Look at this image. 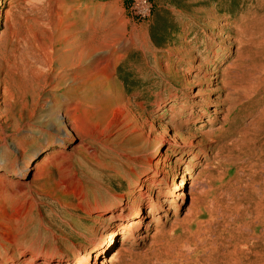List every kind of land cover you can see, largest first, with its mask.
Returning <instances> with one entry per match:
<instances>
[{"label": "rangeland", "instance_id": "1", "mask_svg": "<svg viewBox=\"0 0 264 264\" xmlns=\"http://www.w3.org/2000/svg\"><path fill=\"white\" fill-rule=\"evenodd\" d=\"M110 1L0 0V264H75L123 219L117 201L130 211L143 200L138 180L139 192L164 200L151 215L159 221L144 231L149 216L115 235L102 260L206 264L211 242L208 252H227L235 227L206 210L217 198L213 215L228 211L224 192L238 173L231 165L237 154L217 151L215 140L236 117L246 125L264 110V0H151L145 21L131 15L132 0ZM21 52L43 81L31 96L18 89L5 115L3 82L18 77ZM78 53L83 58L67 68L64 103L44 61L62 66ZM231 85L243 98L225 126ZM201 106L219 119L206 113L196 122ZM183 168L197 201L187 220L191 180L177 188ZM139 232L145 237L137 239ZM258 249L264 255V245Z\"/></svg>", "mask_w": 264, "mask_h": 264}, {"label": "bare ground", "instance_id": "2", "mask_svg": "<svg viewBox=\"0 0 264 264\" xmlns=\"http://www.w3.org/2000/svg\"><path fill=\"white\" fill-rule=\"evenodd\" d=\"M223 26L224 25H220V27ZM261 40H263L264 45V30L261 35ZM238 41L240 43V38H238ZM234 52L239 58L240 50L236 49ZM82 54L83 53H78L76 55H72L71 57H67L65 61L62 62V66L61 63H59L60 72L56 71L55 66L58 64L57 61L52 59L50 56H47V58L46 55L44 56L46 58L44 62H46V64L48 63L49 66V75L54 73L56 74L53 76L54 79L50 80L55 86L52 91L55 90L56 92H61V90H65V92L62 93L64 103L67 102L65 97H67L69 92H71V87L65 85L68 80L67 68H73L75 64L77 65L83 58ZM30 59L33 60V58L30 57L27 52H21L19 55L20 62L16 68V70L19 72L18 77L11 78L10 75H7V79L3 82L5 86V103L7 104L4 110L5 115L9 114L10 100L13 96H15V93L18 89L31 96L34 87L43 81V79L36 75L33 68V62ZM36 59L40 60L38 57ZM208 74L213 76L216 75L217 72L215 70H211ZM216 77L217 76L212 77V79L215 80ZM55 79L56 81H54ZM230 90L231 96H233L231 98L232 102L226 110L227 115L220 119V121L224 122L225 126L228 123V117L239 110L241 98H243V96L239 94V90L236 86L231 85ZM56 102L57 99L54 97L53 103ZM241 111L242 112L239 113L240 115H242L243 109ZM65 112H69L68 108H65L64 113ZM206 113L211 115L214 114L212 116L213 118H217V115L220 114L219 111L215 110L209 112L204 106H201L199 109L194 111V115H196L195 121L200 122L203 118L202 116H205ZM64 118H66V115L64 117L57 116L58 120H63ZM238 119L239 118L236 117L234 120V122H236L235 126L231 125L226 129H222L218 135L216 134L215 140V149L217 151L226 150L228 153L235 152L237 154L231 157V159H233L231 165L238 167V173L233 177V183L227 184L226 190L224 192L226 194L229 193L231 196L229 209L225 214L221 213L219 215H213L215 213L213 208L217 201V198H214L212 201L215 204H208L206 210L207 214L211 217V220L216 219V216H219L221 219H229V223L235 228L233 229L232 234L229 236L230 241L225 254H215L214 251L208 252V249L211 248V245H214L213 242H211L210 246L206 248V256L204 257L206 264H260V261L262 260L261 256H264L259 252L258 249V244L264 245V127L260 126L264 124V110L261 112L258 122L252 118L245 125L243 119H241L239 122ZM209 131L213 133L219 132V130ZM209 131L206 133V135L209 134ZM191 145L192 144L188 142L187 145L182 146V150L187 147H191ZM209 158L213 160V157ZM28 170L29 167L24 166L22 171H20L19 174L17 173V175H24ZM244 174L246 178H244ZM185 177H187V179H185ZM180 180V183L177 185V188L179 189H181L185 180H191V174H189L184 168L181 170ZM135 183L134 190H138L136 191V194H140L143 200L150 196L149 199L152 200L151 202L153 205L148 209L147 213H144L142 209L145 207V203L142 202L145 201L143 200L140 201L136 207H132L130 211L122 199L117 201L115 203V208H118L119 211L123 210L125 212L123 219L119 224L115 225L114 229L109 231L108 235H103V237H101V239L95 243L93 252L84 253V256L77 258L78 260L75 262V264H111L110 261L106 262L104 259L102 260L101 256L107 250L109 247L108 245L111 243V239L114 238L115 235L122 236L124 235V231H128L130 227L137 228L141 226L145 219H148L149 216V221L144 225V231L149 227V223L159 221L160 217L154 218L151 215L155 213V208H158V206H163L164 200L160 201L161 195L158 193L153 195V193L147 189V196V194L139 192L142 188V184L144 183L143 180H138ZM192 185L193 184L191 180L189 191L185 193V195L190 198V204L185 214V220H187L192 215V211L195 209L197 203L196 199L192 198ZM149 193L151 195H149ZM182 195L183 192L177 193L176 198L182 197ZM149 199L146 200V203L150 201ZM172 202L173 200H171L169 203ZM165 210V212H169L170 208H165ZM171 212L174 213V211ZM167 214L168 213H164L161 217L166 220L168 216ZM144 237L145 235L140 234V232L136 236L137 239H142ZM207 241L209 240L207 239ZM192 242H196V238H194ZM248 242L250 243L247 245ZM91 253L93 255L92 261Z\"/></svg>", "mask_w": 264, "mask_h": 264}, {"label": "built area", "instance_id": "3", "mask_svg": "<svg viewBox=\"0 0 264 264\" xmlns=\"http://www.w3.org/2000/svg\"><path fill=\"white\" fill-rule=\"evenodd\" d=\"M129 11L137 20H148L152 13L151 0H132Z\"/></svg>", "mask_w": 264, "mask_h": 264}, {"label": "crops", "instance_id": "4", "mask_svg": "<svg viewBox=\"0 0 264 264\" xmlns=\"http://www.w3.org/2000/svg\"><path fill=\"white\" fill-rule=\"evenodd\" d=\"M120 1L119 0H111L109 3H107V4H118ZM120 4H121V2H120Z\"/></svg>", "mask_w": 264, "mask_h": 264}]
</instances>
